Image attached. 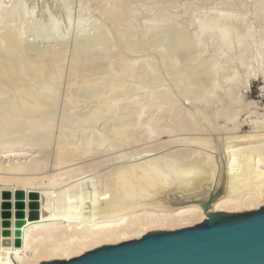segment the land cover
<instances>
[{"label":"bare ground","instance_id":"obj_1","mask_svg":"<svg viewBox=\"0 0 264 264\" xmlns=\"http://www.w3.org/2000/svg\"><path fill=\"white\" fill-rule=\"evenodd\" d=\"M131 1L98 0L94 12L99 16L93 21L89 19V15L93 13L89 10L93 6L90 5L88 8L90 1L81 0L77 3L78 19L75 22L74 34L77 40L83 39L85 43L82 53L79 55L75 52L71 58L73 64L70 62L71 65H68L69 68L71 66L73 68L69 69L67 74L71 71L70 75L74 77L69 78V82L73 80V83L68 82L67 86L70 85L74 89L77 82L78 85L82 83L76 79L77 77L75 78V75L80 74V80L82 72L93 58L101 61L97 68L106 66L112 69L111 66L115 65L118 66V71L122 70L128 78L143 71L141 85L133 84L134 89L128 79H125L126 76L122 78L120 75L122 71L121 73L117 70L108 71V75L102 81L103 90L99 89L102 92L99 91L96 97L92 94L94 99L91 104L94 105V110L92 114L87 111L91 114L87 123L95 127L97 124L94 126L93 123L99 122L97 119H100L98 118L100 111H104L105 116H110L111 119L106 118L108 122L117 119L118 123L120 116L115 117L118 115L115 113L121 111L120 122L116 126L120 128L111 129L112 125L108 127L111 131L108 130L106 134H109V131L114 133V135L111 133L110 138L120 135L121 141L126 140L127 144L129 140L134 144L144 142L139 148L142 145L146 147L148 142L160 141L164 135L167 138L156 142L155 145L150 144L151 150L148 151L154 152L144 155V160H140L141 162L130 165L126 162L125 167H118L115 164L117 167L113 168L114 170L104 172L105 169L103 173L99 172L100 174L93 177L95 171L90 178L88 177L90 173L86 178L76 177L77 170L78 173L85 174L90 167L85 171L79 168V172V169H72L70 165V168L67 167L68 170L61 172L62 174L56 176L57 178L54 174L52 176L45 173L43 176L35 174V177H31L34 173L42 171L45 163L41 156L30 152L35 147H37L35 150H39V153L42 152V156L46 157L47 155L44 154L53 151V165L61 166L72 163L74 159L72 158L71 162V157H76L78 154L85 156L90 153L95 159H99L100 155L107 152L112 155L118 145L115 146L114 142L107 144L110 134L106 136L102 135L104 132L101 133L108 125L104 124L105 116L104 118L100 116L104 120H102L103 126L105 125L101 131H92L90 129L92 127L86 126L85 121L88 119L82 118L85 124L80 122L81 124L77 125L75 122L77 126H74L70 115V120L67 119L68 114H62L59 122L60 131L67 128L68 121L73 125L67 128L70 130L69 136L66 134L67 131L62 132L67 136L66 140L60 141L61 145L57 142L58 139L55 140L54 146L53 141L41 144V141L51 134L53 123L56 121L54 118H56L59 99L52 88L54 85H59L57 82L59 83L64 72L62 70L66 66L64 43L68 33H60L55 22L48 25L37 23L24 6L23 0H14L9 6L0 3V29L4 28L3 32L0 31V51L4 52L5 56L0 60V155L19 158L18 162L14 160L15 163L12 162L14 158L10 159L12 162L9 161L10 164L0 163V264H36L53 259H69L104 244H116L140 238L149 231L175 230L192 226L215 212H241L264 206V115L256 120L252 119L254 120L252 131L246 134L235 132L239 129L240 123L237 117L244 106L239 89L243 76L250 73L256 75L258 71L264 75V0H254V6L256 5L254 21L259 27L257 30L252 28L251 22L247 19L249 10L245 0H226L219 7L210 6L200 13L196 12L197 14L190 12L189 18L184 23L180 17L187 14L189 8L187 3L183 4L185 9L182 15H177L166 12L168 9L164 6H176L178 0H138L137 6H133ZM60 4L65 11L66 22L70 23L73 8L70 6V0H60ZM151 8L158 9L154 15L148 16ZM141 18L143 22L139 29L137 23ZM19 20L25 21L33 34L47 36L49 38L46 41L55 43L40 46V41L34 37L32 41H28V53H23L22 44L27 26L24 25V29L26 28L24 31L23 26H20L23 21ZM108 23L109 25L111 23L110 27L107 26ZM137 29L141 31L138 32ZM123 30L129 31L132 36H138L140 33L143 39L141 37L139 39L147 42L148 40L145 39L148 35L147 31H150L147 33L161 34L163 39L157 54L161 62L155 58L156 56L145 55L132 59L129 55L123 54V51L133 45H130L133 39L130 38L129 42L127 39H125L127 41L122 39ZM156 37L159 41L160 36ZM154 40L151 39L152 42L149 41V44L145 41L147 47L152 45ZM173 41L179 44V46L175 45L183 53L182 60L186 62L185 67L177 69L174 60L168 58L170 55L167 53L168 47ZM210 47H213L211 57L206 55ZM113 49L121 51L120 54ZM110 51L117 54L113 64H108L109 62L106 61ZM14 58L16 59L13 62ZM45 59L48 61L45 62ZM238 65L242 67V73L237 68ZM26 74L31 79L22 86L21 82L26 80L24 79ZM164 75H168L171 80L169 78L168 83L150 89L152 86L150 84L155 80L158 82V79ZM86 77L82 78L85 82L81 86L84 85L85 93L89 91L90 94L89 89H92L91 84L95 81L92 82V78L88 79L90 76L85 80ZM247 79L246 77L245 85L248 83ZM37 83L46 84L42 88L37 87ZM5 84L13 86L11 88L13 92L15 91L13 95L11 91L9 92L11 96L7 95V91L11 89L6 91ZM116 88L122 90L121 95L116 97L115 93L111 97L110 93ZM172 88L177 90L178 95L171 92ZM75 89L77 91L76 87ZM79 94H81L80 90ZM105 94H108L106 100L110 97L108 101L104 100ZM75 95L77 96L76 93ZM70 97V99L67 97L65 103H69V100L72 102L74 96ZM182 99L188 106L185 102L182 103ZM73 102L77 101L74 99ZM77 104H80V101ZM77 104L75 105L79 107L80 105ZM214 104H216L215 111H211L209 108ZM68 107L74 108L72 105L70 107V104ZM83 107L78 112L81 117L87 115L86 110L83 114ZM219 118L223 120V125L219 126L217 125L219 122L215 121L217 124L213 122ZM82 120L80 118V121ZM77 121L79 122V119ZM205 121L208 125L203 127ZM131 131L137 133H132L136 135L132 140L128 139ZM223 131L233 134L230 133L231 135L228 136L226 133L227 137L223 138L225 140L221 139L222 136L219 138V135L218 137L215 135L219 134L218 132L224 133ZM62 133L60 137L58 135L59 138L64 137ZM76 134L82 136L79 144L74 142L76 138H80H74ZM96 140H99L98 143ZM37 141L40 143L37 144ZM92 143L96 145L94 150L91 148ZM123 143L118 144L121 147ZM130 143L128 146H131ZM133 143L132 148H134ZM160 148L164 149L162 154L156 152ZM80 155L78 158H81ZM128 157L127 159H130ZM131 157L134 158L132 155ZM116 159H122V154ZM100 163L101 161L94 162L91 167H96ZM4 190L11 193V197L7 200L1 197V192ZM17 190L24 192L25 215L34 210L38 213L37 218L31 219L20 228L21 246L18 247L13 244L17 211L14 193ZM6 201L10 204L11 225L8 228L10 231L8 236L2 234L1 226L3 220L1 206ZM5 239H8L10 244L3 245Z\"/></svg>","mask_w":264,"mask_h":264},{"label":"rangeland","instance_id":"obj_2","mask_svg":"<svg viewBox=\"0 0 264 264\" xmlns=\"http://www.w3.org/2000/svg\"><path fill=\"white\" fill-rule=\"evenodd\" d=\"M12 1H14V0H0V3L1 4H3V5H5V6H9L10 5V3L12 2ZM81 0H70V6H71V10H72V12H71V20H70V23H68V21L66 22V19L67 18H65L66 16V14H65V11H64V9L62 8V6H60L61 4H60V0L58 1V0H23V3H24V6L27 8V10L32 14V17H33V19L37 22V23H40V24H42V25H48V24H50L51 22H55L56 24H57V26H56V28H57V30L60 32V33H68V35H67V37H66V41H65V43H64V48H65V50H66V62L64 63L66 66H64V68H63V70L62 71H64V72H62V74H61V76L62 77H60L61 79H59V83L57 82V84H59V85H54V88H52V91L54 92V90H55V93H56V97H58L57 99H59V101L57 100V103L59 102V104H58V106L56 107L57 108V110H56V112H55V117L56 118H54V120H56L54 123H53V127H52V129H51V134H49V136H48V138H46V139H43L42 141H41V144H45L46 142H52L53 141V146H54V144L56 143L55 142V140H57L58 139V141L57 142H62V140L63 141H65L66 140V138H67V136H66V134L68 135L69 134V132H70V130H67V128L68 127H73V123H74V126H77V125H80L81 123H84L85 124V122H86V126H88L89 128L90 127H92V128H90L92 131H101V129L106 125V124H108V125H106L105 127H107V129L106 128H103L104 129V131H103V129H102V132L101 133H103L102 135H106L107 136V134H106V132H108V130H110L111 131V129H113L114 127L115 128H117L116 126H117V124H119V122H120V118H121V115L122 114H120L121 113V111H117V113H115V114H118V115H115V117L117 116V118H119L118 116H120V118H119V121H118V123H117V119L115 120L114 118H113V114H111V117H112V119H114V120H110L109 122L107 121L108 119H106V118H110V116H105L106 115V113H104V111L102 112V111H100V114H99V116H98V118H100V119H97V121L99 120V122L98 123H93V125L95 126V124H97L95 127H93L92 126V124L90 125V124H88L87 122H89L90 120H89V116L93 113V108H94V105H92L93 103H92V99H94V96L96 97L98 94H99V91H100V93L102 92L101 90H103V89H101V88H103V83L104 82H102V81H104L105 79H104V77H106L107 75H108V71H110V70H112L113 72H116V70L118 71V66H111V67H113L112 69L111 68H107L106 66H101L100 68H97V65H98V63L99 62H101L99 59H97V58H93L91 61H93V62H91V61H89L90 63L86 66V68L83 70L84 72H82V74H81V78H80V80H79V76H80V74H79V76L77 75H75V78L79 81V82H82V83H79V85H78V82H77V80L75 81V82H77V86H75L76 88H77V91H78V93H77V91H76V89H75V87H74V89L73 88H71V86L69 87V86H67L69 83L71 84V83H73V80H72V82H69V78L71 77V76H73L74 77V75H70L71 74V71H70V73L68 72V74H67V71H69V69H71V68H73V66H71V68H69V66L71 65V63L73 64V59H71L72 57H73V55H74V53L76 52V53H78L79 55L82 53V50H83V47H84V43H85V41L83 40V39H78L77 40V38L75 37V34H74V26H75V22L77 21V19H78V13H77V11H76V6H77V3H79ZM90 1V3H89V5H88V8L90 7V5H92L91 7L92 8H89V10L91 11H93V13L91 14V15H89V19H90V21H93L94 19H96L99 15L97 14V12H94V10H96V8H97V5H95V4H97V3H99L98 2V0H89ZM92 1H93V3H92ZM185 1V2H184ZM218 1V2H217ZM131 2H133V6L135 5V6H137L138 5V0L136 1V0H132ZM215 2V3H214ZM217 2V3H216ZM221 2V3H220ZM223 2H226V0L224 1H221V0H178V1H176V6H168V5H165L164 7H165V9H168V10H166V12H173L174 14L176 13L177 15H182V13H183V11H184V9H185V6L183 7V4L184 3H187V7L189 6V8L187 9V14H185V15H183V16H181L180 18H181V20H182V22L184 23V21H186L189 17L188 16H190L189 15V13L190 12H192L193 14H197V13H200V12H202V11H204L206 8H208V7H219ZM245 2L247 3V6H248V10H249V12H248V15H247V19H248V21L249 22H251V26H252V28L254 29V30H257L259 27H258V24L254 21L255 19H254V12H255V9H256V5L254 6V0H245ZM220 3V4H219ZM60 4V5H59ZM160 4V3H159ZM159 4H157L158 6H159ZM213 4V5H212ZM216 4V5H215ZM219 4V5H218ZM156 5V6H157ZM161 5V4H160ZM157 6V7H158ZM96 7V8H95ZM151 9H153V10H151ZM150 10H149V13L147 14L148 16H152V15H154V13H155V11H156V9H158V8H151ZM91 11V12H92ZM197 12V13H196ZM20 22H22L21 20H19ZM20 22H16V23H19L20 24ZM25 21H23L21 24H20V26L22 27L23 26V30L25 31V29H26V31H27V33H25V38H24V40H23V44H22V46H23V53H28V50H29V47H28V41H32L33 40V38L35 37V38H37V41H40V46H47V44H51V43H55V42H51L50 43V41H46V39H48L49 37H47V36H42V35H35V34H33L31 31H30V26L29 25H26V23H24ZM142 22H143V19L141 18V20L137 23L138 24V27H139V29H141V25H142ZM141 24V25H140ZM24 25L25 26H27L25 29H24ZM110 25H111V23H110ZM110 25H109V23L107 24V26L108 27H110ZM184 25H186V23L184 24ZM189 28H191V29H193V27H189ZM139 29H137L138 30V32H140L139 31ZM4 31V28L2 27L1 29H0V31ZM124 30H126V29H124ZM123 30V32L124 33H126V32H128V33H130L129 31H124ZM2 31V32H3ZM147 32H150V31H147ZM146 32V34H148V35H146L147 37H145V39H147L148 40V42L150 41V42H152L153 40H154V38H156L157 40H154L155 42L152 44V45H148L149 47H147V44H149L146 40H141V35H139L138 34V36H132V34L130 33V34H128V33H126V34H122V36L124 35V37H122V39L124 40V41H127V42H129V40H131V39H133V40H131L132 42L130 43V45H132L131 47H129L128 48V50H126V51H123V54H127V55H129V57H131L132 59H134V58H140V57H143V56H145V55H149V56H153V57H155V58H157L158 60H159V57H157L158 55V48L161 46V40L163 39V37H162V35L160 34H156V33H147ZM156 34V35H155ZM125 35H127V36H125ZM149 35H151L150 37H149ZM131 36V37H130ZM152 36H154L153 38H152ZM156 36H160V39H159V41H158V37H156ZM129 39H128V38ZM139 37H141L140 39H139ZM131 38V39H130ZM125 39H127V40H125ZM143 39V38H142ZM151 39H152V41H151ZM135 40V42L133 43V41ZM145 41L147 42V44H145ZM158 41V42H157ZM174 41H176V40H174ZM171 42L170 43V45H169V47H168V51H167V53H169L168 55H169V57L168 58H172L173 60H174V63H176V68L177 69H179V67H185V64H186V62H184L182 59H183V57H182V51H179V44L178 43H176V42ZM144 42V43H143ZM46 43V44H45ZM143 43V44H142ZM175 44H178V49H177V47H176V45ZM213 48V47H212ZM211 47L208 49V51H207V53H206V55L207 56H210L211 57V55H212V51H213V49H212ZM176 49V50H175ZM184 49V48H183ZM116 51V53L118 54H120V52L121 51H117V49H113V51ZM131 50V51H130ZM174 50V51H173ZM180 50H182V48L180 49ZM212 50V51H211ZM113 51H110L111 53H109L110 54V56H108V59L106 60L107 61V63L108 64H113V62L115 61L114 59H116L117 57V54L116 53H114ZM170 51H172V52H175V53H173V54H175V56L170 52ZM184 51V50H183ZM126 52V53H125ZM131 52V53H130ZM177 52H178V54H177ZM212 52V53H211ZM4 52H2V51H0V60H2L5 56H4V54H3ZM113 53V54H112ZM181 53V54H180ZM112 54V55H111ZM144 54V55H143ZM210 54V55H209ZM181 55V56H180ZM172 56V57H171ZM180 56V57H179ZM110 57V58H109ZM111 57H113V58H111ZM115 57V58H114ZM29 58H31V56H29ZM16 58H14L13 59V62H14V60H15ZM109 59H111V60H109ZM46 60V59H45ZM44 60V61H45ZM113 60V61H112ZM48 61V59L45 61V62H47ZM71 62V63H70ZM159 62H161L160 60H159ZM182 62V63H181ZM68 63H70V64H68ZM185 63V64H184ZM161 64V63H160ZM69 65V66H68ZM253 65H254V63H253ZM238 69H239V71L242 73L243 71H242V67H240L239 65H238V67H237ZM241 68V69H240ZM49 69V68H48ZM49 71V70H48ZM120 71V73H121V71L122 70H119ZM118 71V72H119ZM125 73V72H124ZM141 74H143V71H140V72H138L135 76H133V77H127L125 74H123V71H122V73L120 74V75H122V78L124 77V76H126V78L125 79H128L127 81L129 82V83H131L130 85H131V87L133 86V84H136V85H141V82H140V80H141V78H143L144 76L143 75H141ZM67 75L69 76V77H67ZM86 77V75H87V77L88 76H90V77H88V79H91V81L93 82V81H95L94 83H92V84H94V86L91 84V86L92 87H90V88H92V89H94V90H92V89H89V90H91V92H90V94H89V91H88V93L86 94L85 93V86L83 85V86H81V84H84V82H83V79L85 78L84 76ZM141 76H143V77H141ZM66 77L68 78V79H66ZM87 77H86V79L85 80H87ZM246 77L248 78L247 80H248V83H247V85H245V79H246ZM72 78V77H71ZM83 78V79H82ZM121 78V77H120ZM162 78V79H161ZM161 78H159L158 80V82L156 81V83H155V81L154 82H152V84H150V85H152V86H150L151 88L150 89H154V88H158V87H161L162 85H164V84H166V83H168L169 82V78L170 77H168V75H164V77H161ZM24 79H26V80H24L23 82H21V85L22 86H24L25 84L24 83H26L27 81H30V76L29 75H25V77H24ZM104 79V80H103ZM124 79V78H123ZM122 79V80H123ZM68 80V81H67ZM70 80V81H71ZM170 80H171V78H170ZM69 82V83H68ZM171 82V81H170ZM98 83V84H97ZM46 84V83H45ZM44 83H37V87H44V85H45ZM74 84V85H75ZM100 84H102V86L100 85ZM73 85V86H74ZM156 85V86H155ZM6 86H9L8 88L6 87ZM11 86V87H10ZM78 86H80V87H82V88H78ZM101 86V87H100ZM6 87V88H5ZM5 87H4V89L7 91V90H9V89H11V88H13V86L12 85H10V84H5ZM42 87V88H43ZM164 87V86H163ZM70 89V91H69V89ZM84 88V89H83ZM97 88V89H96ZM133 89L135 88L134 86L132 87ZM99 89H101V90H99ZM239 89H240V92H241V96H242V99H243V104H244V106L242 107V109H241V111H240V113H239V115H238V119H237V121L238 122H240L239 123V129L237 130V131H235V132H237V134H242L243 132V134H246L247 132H250V131H252V121H254V120H252V119H258V117H260V116H262V115H264V75H263V73H261V71H258L257 72V74L256 75H253V73H250V74H248V75H244L243 76V80H242V82L239 84ZM74 92H73V91ZM79 90L81 91V94H79ZM116 90V91H115ZM114 90V92L113 93H110L111 95L113 94V95H115V93H116V97H119L120 95H121V89L120 88H116ZM118 90H120V91H118ZM11 91V93H12V95L14 94V92H13V89H11V90H9V91H7L8 93H7V95L8 94H10L9 92ZM82 91H83V93H82ZM117 91L119 92V93H117ZM67 92H73L72 94L70 93H67ZM171 92H173V94H175V95H178L177 94V90L174 88H172V90H171ZM55 93H54V95H55ZM75 93L77 94V96L75 95ZM85 93V95H83L82 96V94H84ZM81 96V97H83L82 99H81V97H78L79 95ZM88 94H89V96H88ZM92 94H94V96L92 95ZM96 94V95H95ZM109 94V95H110ZM119 94V95H118ZM74 96V97H72V98H74L75 99V101H77V102H79L80 101V104H77V102H73L74 101V99H71L72 100V102H73V104H72V102H70V100H69V103L67 102V103H65L66 101V99H68L70 96ZM90 95H91V97H90ZM106 96H104L105 98H104V100L105 101H108L109 99H110V97H108V100H106V98H107V96H108V94H105ZM110 95V96H111ZM113 95L111 96V97H113ZM10 96H11V94H10ZM68 98H67V97ZM86 96H87V98H86ZM66 97V98H65ZM75 97H78V98H75ZM88 97H90L89 99H91V100H89L88 99ZM115 96H114V98H116ZM71 98V97H70ZM69 98V99H70ZM84 100V102H82L81 100ZM87 99V100H86ZM79 100V101H78ZM85 100L87 101L86 103H85ZM88 100H89V102H88ZM111 100H114V99H111ZM64 101V102H63ZM68 101V100H67ZM81 102H82V105H81ZM183 102H185V105L186 106H188L187 105V102L184 100L183 101V99H182V103ZM77 104L79 107H77L75 104ZM92 103V104H91ZM63 104H70V107H71V105L74 107V108H70L69 109V107H68V105H63ZM85 106H84V105ZM88 104H90V105H88ZM215 105L216 104H214V105H212V106H210V110L211 111H215V109H214V107H215ZM65 106V107H64ZM84 106V107H83ZM66 107H68V108H66ZM75 107H77V108H75ZM81 107H83L84 109H83V114H85V110H86V114L88 115H83V117H81V115H79V113L78 112H80L79 110H81ZM86 107V108H85ZM90 107H91V109H90ZM68 109V110H66V109ZM78 110V111H77ZM90 110V111H89ZM254 112L253 114H250L251 112ZM65 111V112H64ZM90 112V113H88V112ZM250 112L249 114H247L246 112ZM119 112V113H118ZM78 113V114H77ZM122 113H123V111H122ZM62 114H64V115H67L68 114V118L67 119H69L70 117V119H72L73 118V120H71V122H72V124L71 123H69L70 121H68V122H66V123H68V125H66L67 126V128L64 130V131H60L59 129H60V123L59 122H61V117H62ZM101 114H103V115H101ZM259 116H258V115ZM69 115H70V117H69ZM249 115V116H248ZM257 115V116H256ZM79 118H78V117ZM85 116H86V118H85ZM103 117V116H105V121L103 120V119H101V117ZM248 116V117H247ZM67 117V116H66ZM75 117H77L78 119H79V122L77 121L78 119L77 118H75ZM88 117V118H87ZM256 117V118H255ZM74 118L76 119V121H74ZM80 118H81V120H82V118H83V120H86V119H88V120H86L85 122H83V120L82 121H80ZM85 118V119H84ZM104 118V117H103ZM58 119H60V120H58ZM69 119V120H70ZM111 119V118H110ZM103 120L104 121V126H103V121L101 122V121ZM58 121V122H57ZM218 123H216V122ZM251 121V122H250ZM77 123V125H75L76 123ZM81 122V123H80ZM112 122V123H111ZM206 122V121H205ZM215 124H217V125H223V120L221 119V118H219V119H215L214 121H213ZM65 123V124H66ZM79 123V124H78ZM116 123V125H114ZM71 126H70V125ZM88 124V125H87ZM90 125V126H89ZM113 126L111 129H109L108 127H110V126ZM206 125H208V123L206 122V124H204V126L203 127H205ZM230 126V124L228 125V127ZM88 128V129H89ZM94 128V129H93ZM118 128H120V127H118ZM117 128V129H118ZM69 129V128H68ZM89 129V130H90ZM96 129V130H95ZM105 129L107 130V131H105ZM10 130H12V128H11V126H10ZM60 131V132H59ZM66 131H67V133H66ZM69 131V132H68ZM109 131V138H110V136H112L111 135V133L112 132H110ZM66 133V134H63V133ZM135 131H131L130 132V135L128 136V139H131L132 140V137H134V135L135 134H137L136 132H135V134H132V133H134ZM224 132V131H223ZM229 131H225L224 133H225V135H226V133H227V135L228 136H230L231 134H233V133H228ZM59 133V134H58ZM61 133L64 135V137H61V138H59L60 137V135H61ZM219 134H215V135H217V137H218V135H219V138L222 136V138L221 139H223V138H225V137H227V135L225 136L224 135V133H222V132H218ZM221 133V134H220ZM113 135H114V133H112ZM58 135H59V137H58ZM78 135V136H77ZM69 136V135H68ZM106 136H102L103 138L105 137V138H108V137H106ZM210 136V135H209ZM211 136H214V135H211ZM58 137V138H57ZM76 137H82V136H80V134H76L75 136H74V138H76ZM115 137V139H113ZM120 139V141H119V139ZM121 136L120 135H118V136H113V140L110 138V140H112V141H110L109 140V138L107 139V144H113V142H114V145L116 144V145H118L117 146V150L116 149H114V150H116V151H111V152H113L114 154L115 153H117V152H119V154H120V156H121V154H122V159H116V157H118L119 156V154L117 153L116 155H114L113 153H112V155H111V153L109 152H107V153H104V154H102V155H100V158L99 159H95V157H93V156H90L91 154L89 153V155H85V156H81L80 154H78L76 157H77V159H75L76 157H71V162H72V160H73V164L72 163H65V164H61V166H54L53 164H54V159H53V157H54V154H53V151H51L52 152V154H51V152L50 153H48V154H44V155H47V157L46 156H42V152L41 153H39V150L37 151V150H35V149H37V147H35V148H33V150L32 151H30L31 153H36L42 160H43V163H44V161H45V163H44V168H43V170L42 171H39V172H36V173H34L33 174V176L31 175V177H35L36 175L35 174H37L38 176H40V174H42L41 176H43L44 175V173H45V175H52L53 176V174H54V176L56 177H58V176H60L62 173L61 172H64L65 170H68V168L67 167H69L70 168V166H72V169H81V170H83V171H85V169L86 170H88L89 169V167H90V169L88 170V172H86L85 174H86V176H85V174L84 173H81L80 172V169H79V172L81 173H78L77 171H76V173L78 174L76 177H78V178H86L87 177V175H88V177L90 178L91 177V175H93V173L95 172V174L93 175V177H95L96 175H98V174H100V173H103V170H105L104 172H106L107 170H112L113 168H116L117 166L119 167V166H127L126 164V162H128V165H130V163L131 164H134V163H138V162H141L142 160H144L143 159V156L144 155H149L150 154V152L151 153H153L154 151H150L151 150V148H149L150 147V144H151V146L152 145H155L156 144V142L158 143V142H160V141H162V140H166V136L164 135V136H162L163 138H161V140L159 141V140H157V141H153L152 143L151 142H148L149 144H146L147 146L145 147V145L143 146L142 145V147L141 148H139L140 146H141V143L143 144L144 142H140V143H137V144H134L133 143V141H132V143H133V147L134 148H132V143H130L131 141L129 140V142H128V144H127V142H125L126 140H122L121 141V138H120ZM131 137V138H130ZM135 137H136V135H135ZM134 137V138H135ZM63 138V139H62ZM73 138V139H74ZM80 138H76L77 140H75L74 142L76 143V144H79L80 143V141L82 140V138L80 139ZM134 138H133V140H134ZM60 139V140H59ZM65 139V140H64ZM80 139V140H79ZM94 139H97V138H94ZM217 139V138H216ZM223 140H225V139H223ZM98 141L99 140H96V142L98 143ZM117 141V142H116ZM123 141L125 142V143H123ZM55 142V143H54ZM59 143L60 145L62 144V143ZM79 142V143H78ZM96 142H95V144H96ZM109 142V143H108ZM120 142H122L123 143V145H121V147H120ZM40 143V141H37V144H39ZM93 143H94V141H93ZM93 143H92V145H93ZM119 143V144H118ZM129 143L131 144V146H128L129 145ZM154 143V144H153ZM125 144V145H124ZM126 144H127V146L129 147H127L126 146ZM91 145V148L93 149L95 146L93 145L92 146ZM115 145V146H116ZM138 145V146H137ZM21 146H23V143L21 144ZM20 146V147H21ZM76 146V145H75ZM124 146V147H123ZM126 146V147H125ZM120 149H119V148ZM166 148H168V146H165ZM135 148H136V150H137V152H136V150H135ZM164 148V147H163ZM160 148V150H158V151H156L157 153H159V152H161V154L163 153V150L164 149H166V148ZM124 149V150H123ZM148 149H150L149 151H148ZM94 150V149H93ZM123 150V151H122ZM142 150V151H141ZM144 150H146V151H144ZM36 151V152H35ZM122 151V152H121ZM29 152V153H30ZM136 153V154H134V153ZM139 152H141L140 154L142 155H140V154H138ZM131 153H133V154H131ZM148 153V154H147ZM49 154H51V155H49ZM106 154V155H105ZM129 154H131L132 156H134V158L133 157H131V155H129ZM160 154V153H159ZM28 155V154H27ZM30 155V154H29ZM33 155H35V154H33ZM81 156V158L79 157L78 158V156ZM105 157H104V156ZM128 155H129V157H130V159H127V157H128ZM136 155V156H135ZM138 155V156H137ZM53 156V157H52ZM89 156V157H88ZM109 156V157H108ZM113 156V157H112ZM123 156H124V158H123ZM126 156V157H125ZM11 157V158H10ZM43 157V158H42ZM85 157H88V158H85ZM90 157L92 158V159H90ZM102 157H103V159H102ZM128 157V158H129ZM137 157V158H136ZM139 157V158H138ZM1 158H3V159H1ZM4 158H5V160H4ZM14 157H12V156H8V158H7V156H1L0 155V163H3V164H5L6 162H8V164H10V163H12V162H14L15 163V159L16 158H14ZM73 158V159H72ZM126 158V159H125ZM136 158V159H135ZM12 160V162H11V160ZM21 159H23L24 160V158H22L21 157ZM21 159H20V161H21ZM46 159V160H45ZM48 159V160H47ZM50 159V160H49ZM109 159V160H108ZM123 159H125V160H123ZM131 159H133V161L131 160ZM138 159V160H137ZM2 160H4V161H2ZM7 160V161H6ZM22 160V161H23ZM53 160V161H52ZM82 160V161H81ZM94 160V161H93ZM111 160V161H110ZM116 160V161H115ZM131 160V161H130ZM137 160V161H136ZM141 160V161H140ZM9 161H10V163H9ZM19 161V158L18 159H16V162H18ZM48 161V162H47ZM69 161V162H70ZM100 162L101 161V163L98 165V166H96V167H91V164H94V162ZM109 161V162H108ZM115 161V162H114ZM125 161V162H124ZM5 162V163H4ZM47 162V163H46ZM88 162V163H87ZM111 162V163H110ZM119 162H120V165H119ZM84 164H86L85 165V167H84ZM117 166H116V165ZM124 164V165H123ZM53 167H52V166ZM63 165V166H62ZM70 165V166H69ZM73 165H74V167H73ZM82 165H83V167H82ZM89 165V166H88ZM49 166V167H48ZM78 166V167H77ZM112 166H115V167H112ZM54 167H56V168H54ZM82 167V168H81ZM98 167V168H97ZM53 168V169H52ZM60 169V171L58 172V170ZM62 168H64V170L62 169ZM66 168V169H65ZM92 168V169H91ZM110 168V169H109ZM93 169H96V170H93ZM52 170H54V171H52ZM62 170V171H61ZM93 170V171H92ZM114 170V169H113ZM92 171V172H91ZM50 172V173H49ZM55 172V173H54ZM100 172V173H99ZM39 173V174H38ZM61 173V174H60ZM92 173V174H91ZM81 176H80V175ZM83 174V175H82ZM84 176V177H83ZM56 177V178H57ZM75 177V178H76ZM29 215V214H28ZM28 215L26 216L25 215V218L27 217V219H28ZM27 219H25V223L26 222H28V221H30L31 219H29V220H27ZM165 231V230H164ZM41 262V261H40ZM39 263V262H38ZM37 264V263H36Z\"/></svg>","mask_w":264,"mask_h":264},{"label":"water","instance_id":"obj_3","mask_svg":"<svg viewBox=\"0 0 264 264\" xmlns=\"http://www.w3.org/2000/svg\"><path fill=\"white\" fill-rule=\"evenodd\" d=\"M15 199L14 246H21L25 224L24 192L17 190ZM2 199L11 193L1 192ZM10 204L1 208L2 234L8 236ZM38 213H29L35 219ZM3 245L10 244L8 239ZM37 264H264V206L241 212H215L207 219L175 230H153L140 238L116 244H104L69 259H53Z\"/></svg>","mask_w":264,"mask_h":264}]
</instances>
